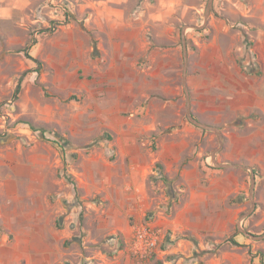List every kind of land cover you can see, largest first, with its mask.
<instances>
[{
  "label": "rangeland",
  "instance_id": "374dc122",
  "mask_svg": "<svg viewBox=\"0 0 264 264\" xmlns=\"http://www.w3.org/2000/svg\"><path fill=\"white\" fill-rule=\"evenodd\" d=\"M0 264H264V0H0Z\"/></svg>",
  "mask_w": 264,
  "mask_h": 264
},
{
  "label": "built area",
  "instance_id": "2783aa9c",
  "mask_svg": "<svg viewBox=\"0 0 264 264\" xmlns=\"http://www.w3.org/2000/svg\"><path fill=\"white\" fill-rule=\"evenodd\" d=\"M158 244L157 232L147 227H139L135 230L133 239V250L136 253L145 255L154 250Z\"/></svg>",
  "mask_w": 264,
  "mask_h": 264
},
{
  "label": "trees",
  "instance_id": "16d2710c",
  "mask_svg": "<svg viewBox=\"0 0 264 264\" xmlns=\"http://www.w3.org/2000/svg\"><path fill=\"white\" fill-rule=\"evenodd\" d=\"M27 57H28L29 59L34 60L29 54H27ZM34 61L37 62V60H34ZM25 76H26V73H24V74L18 79L17 88H16V92H15L16 95H18V94L21 92V90H22V84H23V81H24V77H25ZM156 168L159 170V173H160L161 177H162L164 180L167 181L166 175H165V173H164V167H163V165H162L161 163H157ZM232 241H233V243L236 244V242H234V240H232Z\"/></svg>",
  "mask_w": 264,
  "mask_h": 264
},
{
  "label": "water",
  "instance_id": "95a60500",
  "mask_svg": "<svg viewBox=\"0 0 264 264\" xmlns=\"http://www.w3.org/2000/svg\"><path fill=\"white\" fill-rule=\"evenodd\" d=\"M199 28H200V27H199ZM188 116H189L191 122H192L193 124L197 125L198 127L203 128V129L214 130L215 132L219 133V131H218L217 128H214V127L209 126V125H207V124H203V123L199 122L198 120H196V119L192 116V114L190 113V110H189V112H188ZM253 188H254V183H253ZM253 192H254V190L252 189V194H253Z\"/></svg>",
  "mask_w": 264,
  "mask_h": 264
}]
</instances>
